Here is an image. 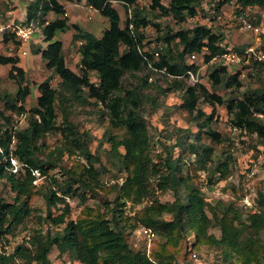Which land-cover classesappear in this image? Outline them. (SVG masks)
I'll list each match as a JSON object with an SVG mask.
<instances>
[{
    "label": "trees",
    "instance_id": "16d2710c",
    "mask_svg": "<svg viewBox=\"0 0 264 264\" xmlns=\"http://www.w3.org/2000/svg\"><path fill=\"white\" fill-rule=\"evenodd\" d=\"M71 1L36 0L28 4L27 21L38 20L48 42L45 49L39 48L36 53H41L45 67L53 71V75L40 83L36 105L25 107L31 89L19 56L0 54V65L10 66L8 79L17 85L16 92L11 94L2 91L0 83V102L10 112L0 110V182H7L15 193L9 202L0 192L3 247L31 216L29 200L40 195L46 203L39 227L32 229V234L12 251L0 250V264H52L49 254L54 248L59 255L70 254L80 264H180L176 259L177 250L191 235L195 237V245L220 249L223 264H264L260 232L264 228V190L256 194L254 202L258 211H250L245 216L237 207V200L226 203L218 200L217 205L209 203L204 190L190 174L182 171L189 160L196 170L210 175V185L232 175L228 158L214 160L215 147L223 141L222 135L213 129L217 105L226 106L233 128L256 136L264 144V85L247 88L240 97L225 99L219 93L222 86L240 89L243 82L240 72L229 74L223 65L211 67L207 78L210 88L202 82L190 84L188 72L197 73L200 66L189 64L187 57L206 49L203 61L209 64L213 58L225 54L223 34L205 24L177 32L169 28L158 38L163 45L158 48L159 58L155 59L145 50L146 37L141 31L149 26L159 31L161 28L147 10L136 6L141 0H85L110 25L102 37H97L73 24L76 32L72 42L81 56L79 71H74L66 64L62 41H53L58 31L70 26L64 14L66 2ZM114 2L126 9L124 26ZM201 2L169 0L164 5L161 0H151L150 15L159 11L184 23L197 16ZM239 4L242 8L264 9V0H239ZM50 13L56 18L47 22ZM2 35L1 43L14 42L19 47L13 32L5 31ZM79 42L83 43L79 45ZM253 66L260 74L264 62L256 61ZM91 71L96 72L97 82L91 79ZM54 76L60 78V87L51 84ZM152 77L166 80L167 86L159 85ZM153 88L157 94H150ZM169 93L180 94L178 107L191 116L198 132L192 134L179 128L180 135L172 144L166 146L159 140L165 149L156 165L153 139L144 113L149 107L152 111L157 109L160 98ZM200 102L211 107L212 112L207 113ZM76 105L98 109L103 105L107 109L99 110L100 116H108V127L99 147L107 143L109 149L92 151V134L82 131L70 119L72 107ZM21 114H25L24 127L16 123V116ZM49 136L59 137L54 148L47 143ZM203 137L211 142L203 143ZM177 148L181 151L178 157L174 155ZM186 156L188 159L184 161ZM13 159L21 164V169L14 171ZM66 159L72 160L70 166L65 163ZM106 174L114 180L110 186L104 182ZM232 189L237 192L235 185ZM169 191L174 193L175 200L162 202L159 195ZM100 194L106 195L103 212L88 206L90 198ZM68 198H77L83 205L75 219L70 218ZM146 200L148 203L142 210L134 214L127 212L129 203L132 211ZM54 209L60 213L55 214ZM166 215L171 218L166 219ZM53 226L58 229L53 231ZM137 226L149 230L151 240L159 238L152 256L130 246L127 236ZM211 227L220 229V238L209 234Z\"/></svg>",
    "mask_w": 264,
    "mask_h": 264
},
{
    "label": "rangeland",
    "instance_id": "374dc122",
    "mask_svg": "<svg viewBox=\"0 0 264 264\" xmlns=\"http://www.w3.org/2000/svg\"><path fill=\"white\" fill-rule=\"evenodd\" d=\"M164 5H168L169 0H161ZM30 0H0V23L10 22V19L18 18L19 21H25L26 17V3L29 4ZM151 0H141L136 6L148 11V15L151 19L160 25L161 30H157L153 26L143 28L141 32L145 35L146 43L145 50L153 54L155 59L159 58L158 50L161 49L163 42L158 40L162 37L167 29H171L173 32L185 28H193L199 24L211 25L215 32L223 34V45L230 48L227 52L228 56H217L212 59L209 64L204 63V53L197 55V58L192 62L188 60L189 64H196L199 68V82L205 84L207 88H210L208 81V74L213 66H225L229 74H236L240 72V79L243 82V86L240 89L227 88L222 86L219 93L225 97V99H231L233 96H241L247 88H257L264 85V69L258 74L253 66L256 61L264 62V59H256L255 53L247 52L250 47L255 49V52L261 51L264 55V9L258 7L238 8L235 14H232V8L230 6V0H209L207 4L200 3L198 14L194 18H188L184 23H178L171 15H162L159 11L153 12L150 15ZM221 4V5H219ZM239 4V2H238ZM66 9L69 13L68 21L69 27L64 31H58L53 41H62L64 52L66 56V64L74 71H79L80 55L78 54V48L73 44V34L76 32L73 28V24L84 25V27L95 34L97 37H102L104 31L109 28V20L101 15L95 9H89L85 0H74L73 2H66ZM115 7L118 9L121 16V25L124 26L127 20V12L125 7L114 2ZM134 6V7H136ZM132 7V10L134 9ZM238 11H246L250 14V17L256 23V25L263 24L262 31L259 34L255 32L240 31L239 22L237 18H231L238 14ZM15 12V17H14ZM247 13V14H248ZM53 15H49L50 20ZM13 21V20H12ZM3 35H0V41ZM37 45L47 46L48 42L45 41L44 34L41 26H38L33 34V39L20 43L19 47L14 42L4 45L0 42V54L17 55L20 58V65L26 70L27 82L30 85L31 94L26 100V109L36 105L37 97L39 95V85L46 78L53 75V71L45 67V62L41 59H37L38 56L33 53V48ZM159 48V49H158ZM21 51H26L27 55H22ZM229 54H236L239 56L240 61L234 62L230 59ZM38 60V61H34ZM10 69L9 65H0L1 77V90L8 91L14 94L17 90V85L8 79L7 73ZM90 77L94 82H97V75L95 71L90 72ZM154 78V79H153ZM134 81V79H132ZM152 80H158V84L163 87L167 86L166 80L159 77H152ZM198 82V83H199ZM53 87H60V78L54 76L51 81ZM234 92V93H233ZM150 94H157V89L153 88ZM181 103L179 93H169L168 96H162L160 98V105L152 111L149 107L144 113L145 119L148 121L149 130L153 139L152 155L156 165H159V157L164 153L165 147L159 140L165 145L175 142L176 136L180 135L177 129L189 130L192 134H197L198 128L192 121L191 116L180 109L178 105ZM207 113L212 112V108L206 104L200 102ZM98 109L92 106L76 105L72 107L73 111L70 114V119L77 124L82 131H89L94 140L91 144L92 151H98L101 149H109V145L105 143L103 147H99V143L103 138V134L108 127V116H100L99 110H107L103 105H99ZM82 107V108H81ZM0 110L5 111L3 101L0 102ZM215 122L213 123V129L219 132L223 141L221 144L215 147L214 160L228 158L230 162V170L232 175L225 181H221L214 184H209L208 179L210 175L203 170H196L191 166L188 160L187 165L183 167L184 174H190L192 179L204 190L207 201L213 205H217V201L227 202L228 200H237L235 203L237 207L242 209L246 216L250 211H258L255 206V199L258 190H264V144H261L256 136H250L243 134L239 130L233 128L229 121V114L225 105H217L215 108ZM6 114L10 112L5 111ZM19 116H16V121ZM19 121V120H18ZM1 122V121H0ZM21 127L26 125L25 119L19 121L17 124ZM204 136V135H203ZM171 137V138H170ZM194 139V135L191 136ZM59 142V137L49 136L47 143L54 148ZM211 140L203 137V143L209 144ZM181 151L179 148L174 150V155L179 156ZM105 154V153H104ZM103 154V162H106L107 157ZM66 158V156H65ZM188 157H184L186 161ZM72 160H65V163L70 166ZM12 164H14L11 161ZM16 169H21V164L14 165ZM15 169V168H14ZM60 175V174H59ZM104 182L107 186L114 183V180L110 175L106 174ZM40 185V180L37 181ZM232 185H235L237 192L232 189ZM0 192L9 201L12 202L15 193L12 192L11 187L7 182H0ZM162 202H172L175 200L174 193L169 191L159 195ZM105 198L106 195L100 194L96 197L90 198L88 206L100 211H105ZM70 205L71 214L70 218L75 219L82 211L83 205L79 204L77 198L67 199ZM150 202V201H149ZM148 203L146 200L142 205L134 207L132 211L129 209L130 203L127 205V212L134 214ZM29 206L31 207V216L26 222L20 225L15 231V236L10 238V243L3 247L0 243V250L6 249L12 251L14 246L20 244L26 237L32 234V229L39 227V217L45 216L46 203L42 196L36 195L29 200ZM248 207V208H246ZM55 214H59L58 209H54ZM213 211L212 213H214ZM212 213L210 216H212ZM219 213V212H218ZM220 214V213H219ZM166 219H170L169 215L165 216ZM228 222L229 219H228ZM227 223V222H226ZM47 223H44V228H47ZM235 226H239L237 222H234ZM62 228V227H61ZM53 231L58 228L52 227ZM261 240L264 243V228L260 229ZM209 234H214L217 238H220L221 231L218 227H211ZM128 242L134 250L145 251L152 256V251L156 250L160 242L159 238L151 240L150 231L137 226L131 231L128 236ZM264 249V248H263ZM176 259L180 264H223L221 250L215 246H209L206 244L195 245V237L191 235L183 240L180 248L177 250ZM49 258L52 264H80L73 260L70 254L59 255L56 248L49 254Z\"/></svg>",
    "mask_w": 264,
    "mask_h": 264
},
{
    "label": "built area",
    "instance_id": "2783aa9c",
    "mask_svg": "<svg viewBox=\"0 0 264 264\" xmlns=\"http://www.w3.org/2000/svg\"><path fill=\"white\" fill-rule=\"evenodd\" d=\"M31 1H36V0H31ZM209 0H202V2H204L205 4H207ZM239 0H230V6L232 8V14H235V11L240 7V4H238ZM257 7V6H254ZM249 8V10L251 9V7H247ZM259 8V7H258ZM248 13V12H247ZM246 11H241L238 12V14L236 13V15H234V17L231 16V18H237L238 22H239V29L240 31H245V32H255L256 34H259L262 31V27L263 24H259L256 25V23L253 21V19L250 17V14H247ZM64 16L68 17L69 14L68 12H66L64 14ZM131 10L129 11V17H131ZM264 16V14H263ZM39 26V21L37 20H31L30 22L27 21V19L25 21H11V22H7V23H0V34H3L5 31H10L13 32L16 37L17 40L19 42H21L22 44L24 42H28L30 40H32L33 38V34L35 32V30L37 29V27ZM133 25H130V28H132ZM83 42H79V45H81ZM230 48H227V51ZM247 52H251V53H255L254 55H256V59H264V55L261 51H259L258 53L255 52V49L253 47H250ZM228 52H226L225 54L221 55L223 56V58H226L228 56L227 54ZM21 54L24 56L26 55V51H21ZM198 54H192L190 56H188V60L190 61H194L197 58ZM230 59L234 62H239L240 58L239 56H237L236 54H229ZM189 77H188V82L190 84H195L199 82V71L197 73H194L192 71H189ZM25 119V114H21L19 115L16 123L18 124L19 121ZM19 120V121H18ZM12 162L14 163L13 165H16L18 162L16 160H12ZM19 164V163H18ZM14 171H17L16 167L14 166ZM152 180L154 181L155 178L152 177Z\"/></svg>",
    "mask_w": 264,
    "mask_h": 264
},
{
    "label": "crops",
    "instance_id": "0c3cea01",
    "mask_svg": "<svg viewBox=\"0 0 264 264\" xmlns=\"http://www.w3.org/2000/svg\"><path fill=\"white\" fill-rule=\"evenodd\" d=\"M74 0H72V2H73ZM87 5V4H86ZM25 7H26V19H27V8H28V4L26 3L25 5H24ZM87 7L89 8V9H93V8H91L90 6H88L87 5ZM65 8H66V5H65ZM66 11H67V9H66ZM68 12V11H67ZM69 14V13H68ZM49 15H53L52 16V18L49 20L48 19V16ZM47 17H46V19H47V22H49V21H51V20H53V19H55L56 18V16L54 15V13H50ZM70 16V15H69ZM68 16V17H69ZM14 17H15V12H14ZM12 20H14V21H16V22H19V20H18V18H14V19H10V22L12 21ZM84 25L86 26V23H84ZM84 25L82 26V25H80L83 29H85V30H87L85 27H84ZM88 31V30H87ZM1 35V34H0ZM47 46H41V45H37V46H35L34 48H33V53L34 54H36L37 56H38V58L37 59H41V53H36L37 52V50L39 49V48H41V49H45ZM65 53V52H64ZM79 54V53H78ZM27 55V54H26ZM80 55V54H79ZM81 57V56H80ZM35 62L36 61H38V60H34Z\"/></svg>",
    "mask_w": 264,
    "mask_h": 264
},
{
    "label": "clouds",
    "instance_id": "9594fccd",
    "mask_svg": "<svg viewBox=\"0 0 264 264\" xmlns=\"http://www.w3.org/2000/svg\"><path fill=\"white\" fill-rule=\"evenodd\" d=\"M30 2H32L31 0H30ZM26 20V19H25ZM33 39V38H32ZM21 43V42H20ZM22 44V43H21Z\"/></svg>",
    "mask_w": 264,
    "mask_h": 264
}]
</instances>
